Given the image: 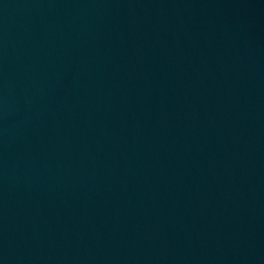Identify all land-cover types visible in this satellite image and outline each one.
Listing matches in <instances>:
<instances>
[{
  "label": "water",
  "instance_id": "obj_1",
  "mask_svg": "<svg viewBox=\"0 0 264 264\" xmlns=\"http://www.w3.org/2000/svg\"><path fill=\"white\" fill-rule=\"evenodd\" d=\"M0 264H264V0H0Z\"/></svg>",
  "mask_w": 264,
  "mask_h": 264
}]
</instances>
